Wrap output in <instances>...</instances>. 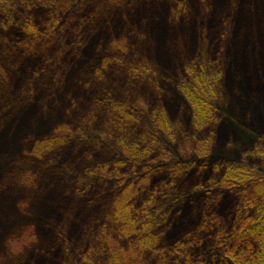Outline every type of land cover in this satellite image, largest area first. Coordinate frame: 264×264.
Returning a JSON list of instances; mask_svg holds the SVG:
<instances>
[{"label": "rangeland", "instance_id": "374dc122", "mask_svg": "<svg viewBox=\"0 0 264 264\" xmlns=\"http://www.w3.org/2000/svg\"><path fill=\"white\" fill-rule=\"evenodd\" d=\"M40 1L12 7L9 20L0 13V264H74L88 246L100 252L121 186L91 169L129 175L130 164L118 166L129 157L124 139L140 152L152 146L153 165L193 163L177 177L162 168L138 193L134 208L151 207L159 246L135 264H230L219 236L238 206L216 186L217 167L247 159L264 169L257 153L264 148V0ZM192 66L209 72L204 83L218 77L216 120L207 130L192 125L180 92L194 84ZM114 103L128 105L126 118ZM65 125V143L41 159L32 154L36 140ZM203 141L207 159L195 152ZM204 206H212L203 215L214 229L202 226ZM55 216V223L48 218ZM58 229L68 259L43 250Z\"/></svg>", "mask_w": 264, "mask_h": 264}, {"label": "trees", "instance_id": "16d2710c", "mask_svg": "<svg viewBox=\"0 0 264 264\" xmlns=\"http://www.w3.org/2000/svg\"><path fill=\"white\" fill-rule=\"evenodd\" d=\"M33 1L34 0H0V13L9 20L10 17L12 18V7L27 8L30 3L34 6ZM60 1L61 0H43L45 7H50V5H54ZM43 2L42 0L40 1L42 4ZM36 4L40 5L39 1H37ZM15 17L14 15V21L16 20ZM17 25L19 27L23 26L21 20H18ZM26 26L27 23L24 24L25 28ZM31 30L32 29H30L31 37H36L35 31ZM204 68L205 67H201L200 73L197 74L193 66L189 67V71L187 72L190 73V78L192 77L191 80L194 84L191 85L188 83L180 87L181 94L188 105H190L192 125L197 127L198 130L209 129L216 120V104L214 105L213 101L217 100V97H219V92L215 91L218 80L217 75H213L214 77L211 85H209L210 82L204 83L203 78H208L205 73H209ZM203 70H205V73ZM3 72L4 65L0 58V76ZM252 85H254V83H252ZM114 104L116 105V114L121 118H126L125 109L128 108V105L126 103ZM117 115H115L116 121L118 120L119 123H122V120ZM165 125L170 128L167 122H165ZM70 132V129L66 125L63 128L57 127L54 132L36 140L32 154L41 159L45 152L55 149L65 143L70 136ZM166 133L170 134L169 131H166ZM202 143L205 146L202 149L195 150V152L200 159H207L210 154L207 156H200L201 153L207 151L206 142L203 141ZM157 144L158 141H155L153 147H156ZM120 145L122 153H127L129 157L126 159L122 157V159L118 161V166L123 169L125 165L130 164V168H132L133 171L128 175L123 170H120L118 174L122 176L116 177L111 173H98L99 169H91L93 176H97L102 180H111L114 178L115 180H111V182L121 187L119 186L120 189L113 195L112 207L108 210L107 221L104 223L100 233L102 243L100 252L98 250L96 251L94 247L90 249L88 246L82 257L74 264H101L103 261L98 262V256H103L105 259L104 264H135L139 261L138 257H140L142 253L152 251L156 246H159V237L152 232L153 223L155 222L154 213L149 206L139 208L138 212L135 210L134 204L137 195L143 187L147 184L149 185L150 178L148 177L151 175L153 176L162 168L165 169V171L168 170L169 173L177 177V174L188 172L193 167V163L190 162L178 165L172 164L170 167H167L169 166L166 163L168 159H165L166 162L162 160L163 165H153V161L151 162L150 160L154 159L152 154L155 149L152 148V146L150 147L147 145L143 151L140 152L138 151L140 146L137 143L128 144L127 140L124 139L123 142H120ZM257 153L264 154V148L258 146ZM140 161L147 162L139 167L137 165L140 164ZM102 167V170H105L108 165ZM221 167H223V174L219 177L220 179L217 181L216 186L218 185L220 190L228 191L233 194V197L236 198V205L238 208H236V212H234L231 229H228L229 231L226 234H221L219 236L221 243L219 244L218 251H224V254L221 253V255L225 256L224 258H226L230 264H264V169H259L247 159L226 161L218 165L217 168L219 169ZM140 173L145 177H139L138 174ZM211 191L213 193L217 191V189ZM218 196L219 193L217 192L216 197ZM203 208H201V214H199V216L204 217L202 226L214 229L211 227L213 221H207V217L209 216L203 215L205 214V208H211L210 210H212V206H204ZM215 209H217V206H215ZM48 218L55 223L58 217ZM197 220L198 219L194 220L191 217L192 223H196ZM60 227L63 228L62 225ZM54 231L56 232L55 236H53L52 241L50 240L52 243L43 250L49 254L53 253L58 257L62 252L63 258L68 259L70 255L64 252L67 248L65 247L66 245H64L66 235L59 229ZM196 232L198 233V231ZM122 238L128 241L127 244L122 243ZM216 240H218V238ZM80 255L81 253L79 256ZM44 264L47 263L45 262Z\"/></svg>", "mask_w": 264, "mask_h": 264}]
</instances>
